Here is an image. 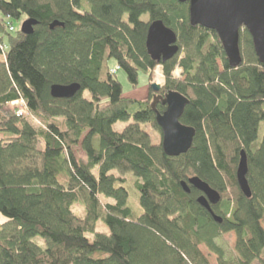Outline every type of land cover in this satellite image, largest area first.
Wrapping results in <instances>:
<instances>
[{
    "label": "trees",
    "instance_id": "16d2710c",
    "mask_svg": "<svg viewBox=\"0 0 264 264\" xmlns=\"http://www.w3.org/2000/svg\"><path fill=\"white\" fill-rule=\"evenodd\" d=\"M0 12V264H211L202 245L218 264H264V63L246 29L242 63L232 67L217 33L190 23L188 1L0 0ZM22 16L38 21L30 35L11 22ZM157 20L178 36L179 52L165 62L146 47ZM55 21L63 26L51 28ZM158 66L159 94L189 99L180 121L196 134L179 156L162 146L156 111L166 105L152 108ZM119 70L134 87L143 71L150 95L125 97ZM73 83L74 97L51 95L52 85ZM15 101L24 114L4 110ZM118 122L129 124L117 131ZM243 150L249 198L237 180ZM193 176L221 194L212 210L222 222L198 203L199 190L183 189ZM228 233L231 257L217 242Z\"/></svg>",
    "mask_w": 264,
    "mask_h": 264
},
{
    "label": "water",
    "instance_id": "95a60500",
    "mask_svg": "<svg viewBox=\"0 0 264 264\" xmlns=\"http://www.w3.org/2000/svg\"><path fill=\"white\" fill-rule=\"evenodd\" d=\"M189 2V16L192 25H200L215 31L222 43L226 57L232 67H238L242 63L240 49V34L246 29L253 40L255 52L261 62L264 63V0H179ZM38 21L32 18L26 19L20 31L25 35L34 32ZM63 26L55 21L51 28ZM146 47L148 54L154 61L165 62L175 57L179 52L178 36L176 32L167 27L162 20L150 24ZM154 93L159 94L162 85L152 83ZM81 86L78 83L70 85L54 84L51 86V95L54 98L69 99L74 97ZM159 100L166 105L163 113L156 111V120L162 130V146L169 156H179L187 153L193 145L196 130L193 127L181 123L189 99L179 92L169 91L164 96L155 95L152 108L155 109ZM248 157L243 150L237 168V180L239 187L246 197H251L252 192L247 179ZM182 187L190 192V186L201 192L198 203L207 209L217 222L222 218L216 215L212 206L219 204L221 194L208 183L197 176L183 181Z\"/></svg>",
    "mask_w": 264,
    "mask_h": 264
},
{
    "label": "rangeland",
    "instance_id": "374dc122",
    "mask_svg": "<svg viewBox=\"0 0 264 264\" xmlns=\"http://www.w3.org/2000/svg\"><path fill=\"white\" fill-rule=\"evenodd\" d=\"M0 17H3L1 12H0ZM25 20H26L25 16H22L20 19H11V22H12L13 26L15 27L16 31L21 29V26ZM117 70H118V67L115 68L114 72H116ZM180 75H181V69L178 68V69H176L174 76L179 77ZM159 76H161V78ZM117 78L119 79V81L123 85L125 97L140 100V99L146 98L150 95L149 94L148 76L143 71L140 72L139 84L137 87H134L131 84V82L127 78V74L124 70H119L117 72ZM152 80H153L152 83H159L162 86L165 84V76H164V73H163V70L161 67H158L153 71ZM85 95L87 98H91V95L88 91L85 92ZM155 95H159V94L155 93ZM154 97H155L154 95L151 97L152 102L154 100L153 99ZM4 110L7 113L20 112V111L23 112L24 107L20 103H13V104L6 106V108ZM128 124H129L128 122H118L115 125V129L117 131H122ZM143 127L146 130H150V133H151V135L155 141H158L160 139V133L158 131H156V130L148 127V126H143ZM77 152H78L79 156L86 158L80 148H77ZM129 177H130V179H128L129 182L126 185V187L128 188V190L130 192L129 201H128L129 206L133 209L134 216H139L142 213V208H141L140 203H139V193L136 192V190H133L132 186H131V181L134 180V177L131 175L128 176V178ZM2 220L5 221L6 219L3 216H0V221H2ZM98 226H99V229H98L99 231H102V232L108 231V229L102 223H99ZM35 240L38 243H40L41 245H44L43 244L44 242L40 237H37ZM235 240H236L235 233H228V234L220 236V238L218 239L217 242L222 247H224V249L227 252V255L231 257V256L235 255L234 249H233L234 244H235ZM201 250L208 257L211 264H218L217 256L215 254L211 253L206 246L202 245Z\"/></svg>",
    "mask_w": 264,
    "mask_h": 264
},
{
    "label": "built area",
    "instance_id": "2783aa9c",
    "mask_svg": "<svg viewBox=\"0 0 264 264\" xmlns=\"http://www.w3.org/2000/svg\"><path fill=\"white\" fill-rule=\"evenodd\" d=\"M11 30H13V28H11ZM158 67H160V66H158ZM158 67H157V68H158ZM14 103H20L21 105H23L22 102H19V101H15ZM12 104H13V103H12ZM17 113H18L19 115L24 114V113H25V110H24L23 112L20 111V112H17Z\"/></svg>",
    "mask_w": 264,
    "mask_h": 264
},
{
    "label": "bare ground",
    "instance_id": "6f19581e",
    "mask_svg": "<svg viewBox=\"0 0 264 264\" xmlns=\"http://www.w3.org/2000/svg\"><path fill=\"white\" fill-rule=\"evenodd\" d=\"M161 78V76H159ZM160 81V80H159Z\"/></svg>",
    "mask_w": 264,
    "mask_h": 264
}]
</instances>
